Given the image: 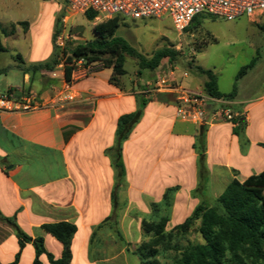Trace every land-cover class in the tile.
I'll use <instances>...</instances> for the list:
<instances>
[{"label": "crops", "instance_id": "1", "mask_svg": "<svg viewBox=\"0 0 264 264\" xmlns=\"http://www.w3.org/2000/svg\"><path fill=\"white\" fill-rule=\"evenodd\" d=\"M45 1H42L43 7ZM60 13L61 8L56 7L44 29V21L41 24L39 19L11 20L7 10L2 11L1 26L4 29L16 26L15 33L6 37L8 45L2 41L6 48L2 54L21 56L24 67L51 61L56 21ZM21 22L29 24L27 31L21 28ZM39 24L43 30L40 34L35 32ZM42 35L44 38L40 41ZM96 64L98 68H104ZM96 64L84 67L82 71L79 64L76 65L72 83L68 85L77 98L67 101L58 97L65 87L64 68L58 70L59 78L52 76L56 69L25 73L20 68L21 64L14 59L10 67L22 73L23 82L19 85L7 84L4 91L24 86L37 92L47 107L26 114L0 111V211L8 218L15 217L27 235L42 237L46 250L56 259L62 255V244L43 231L41 226L61 221L74 223L78 232L72 241V264L88 261L87 248L94 228L112 214L115 173L112 159L106 151L115 145L119 118L137 109L138 92L112 85L109 82L111 69V75L100 82L98 74L94 72ZM4 76L6 79L7 73ZM170 85L174 87L173 91H157L150 99L142 119L123 146L128 182L125 195L130 206L136 207L131 202V193L136 187L141 195L150 199L146 208L159 203L170 188H181L176 198L177 205L181 192L190 194L198 187L197 154L193 145L201 126L176 117L178 91H197L182 84ZM233 103L245 119L244 135L249 145L242 150L240 138L234 134L235 126L231 123L219 122L207 127L206 164L209 179L204 197H207L209 187L214 190V186L221 184L223 190L216 196L219 197L233 180L244 182L264 171V89L243 93L238 86ZM151 163L158 170L157 195L151 188L152 182L146 171ZM136 165L145 167L139 184L133 177ZM179 165L184 168L181 172ZM164 166L171 168L165 181L162 172ZM173 167L177 168L174 174ZM180 180L187 181L188 187ZM13 239L15 245L8 249L7 243ZM28 249H31L33 264L35 250L31 243H27L23 249L20 262ZM18 251L15 230L0 221L2 264L13 262ZM41 260L43 264H49L46 255Z\"/></svg>", "mask_w": 264, "mask_h": 264}, {"label": "rangeland", "instance_id": "2", "mask_svg": "<svg viewBox=\"0 0 264 264\" xmlns=\"http://www.w3.org/2000/svg\"><path fill=\"white\" fill-rule=\"evenodd\" d=\"M43 0H0V13L7 10L11 20L31 21L39 19L44 21V29L47 20L52 17V12L56 7L61 8L59 16L66 13L69 17L65 25L66 34L70 36L67 41L70 44L87 43L96 38L95 27L103 22L101 19L90 21L85 15H73L66 9L64 0H46L44 7ZM200 24H195L183 34L175 30L173 22L169 17L150 18L145 20H121L117 36L125 39L139 53L150 59L154 52L163 48H169L177 53L174 63L164 59L160 67L154 71L145 70L143 75H139L138 60L127 57L125 69L127 74L119 78L120 85L125 90L137 91L136 96H143L150 101L157 94V85L161 77L166 79V84L184 87L206 94L202 91L206 76L203 75L199 67L204 70L213 71L218 78L219 89L224 93H230L235 84L241 87L243 93L248 90L260 91L264 89V25L257 22L255 17H240L234 21H227L222 18H211L200 16ZM40 24L35 32L42 33ZM23 29V27L21 26ZM8 33L11 26L6 29ZM24 30V29H23ZM45 32V31H44ZM9 34L0 33L1 41H6ZM46 38V33L44 34ZM39 38L40 41L44 38ZM17 56L11 53L0 54V67L8 69L7 77L1 76L0 93L7 84L19 85L23 82L22 73L10 67ZM257 59L256 66L247 72L245 76L237 80L240 70ZM63 63V60L60 61ZM101 66L102 63H99ZM59 66V65H58ZM56 67V70L61 68ZM94 67V72L102 82L111 70ZM85 65L79 64L82 71ZM6 75V74H5ZM61 80V79H59ZM164 136V134H163ZM181 165V163H180ZM179 165L181 172L184 168ZM145 167L136 165L134 169V179L136 183L143 179ZM177 168L173 167L172 172ZM147 174L151 179V188L154 193H158L159 176L158 170L153 163L146 167ZM171 168L162 167L163 181L168 179ZM181 176V174H180ZM174 178V175H173ZM181 179V178H180ZM183 181L188 187V182ZM157 183V185H156ZM170 183V182H169ZM157 187V188H156ZM214 190L207 191V197L199 198L188 192H181L176 205L177 194L180 187H176L167 198L159 203H153L148 208L150 199L141 195L138 187L131 193L129 204L125 193L119 192L120 202H126V207L119 215L117 228L123 239L119 238L116 232L105 224L91 236L87 248L88 261L80 264H175L182 254L195 242L203 243V239L198 232L200 221L195 223L192 230L182 232L176 227L188 218L195 207L201 203L202 199L209 205H213L216 197L223 190L221 184L214 186ZM157 189V190H156ZM127 214L124 217V213ZM165 217L168 219L164 233L158 235L155 230L147 231L142 227L145 221L151 225H156ZM8 249L14 247V239L9 240ZM0 264L2 260L0 259ZM20 264H31V249L24 252Z\"/></svg>", "mask_w": 264, "mask_h": 264}, {"label": "trees", "instance_id": "3", "mask_svg": "<svg viewBox=\"0 0 264 264\" xmlns=\"http://www.w3.org/2000/svg\"><path fill=\"white\" fill-rule=\"evenodd\" d=\"M65 14L59 16L56 21L54 34V54L51 61L24 67L21 56L16 59L21 64L20 68L25 72L53 71L60 61L64 63V79L68 84L72 83L73 73L76 70L78 62H82L85 67L92 64L102 63L105 69L112 70V76L109 82L117 88H122L119 78L125 76L127 71L125 63L127 57H133L138 60L139 75H143L145 70L154 71L160 67L164 59L174 63L177 53L169 48H163L154 52L150 59H147L135 48H133L125 39L116 35L120 18L103 21L95 27L96 38L80 44L67 43L63 50L56 46V40L63 30V18ZM90 21L96 19L97 14L89 12L85 15ZM196 17L188 31L195 24L202 21ZM27 31L29 24L21 22L19 24ZM264 28V27H263ZM16 26L12 25L10 34H14ZM0 33L9 34L0 24ZM6 52L0 38V54ZM257 63V59L243 67L237 80L241 79L252 70ZM200 72L207 77L204 84V92L214 98H225L234 100L237 94V84L233 90L224 94L218 87L217 75L211 70H204L199 67ZM8 69L0 68V77L5 75ZM23 90H27L24 86ZM137 109L135 112L122 115L118 120L116 130L115 145L106 151V154L112 159V167L115 173V187L112 193V214L100 225L94 228L92 236L97 230L105 224L116 232L119 238L123 239L121 232L117 228L119 215L126 207V202H120L119 192L125 193L128 188L126 179L127 172L123 159V146L129 139L132 131L142 119L144 110L149 102L143 96H136ZM208 126H201L199 134L196 136L193 145L197 154V173L198 187L193 194L203 198L204 191L207 188L209 174L206 164V132ZM245 119L241 116L236 119L234 134L240 138L242 150L248 145L249 141L244 135ZM264 146V144H263ZM176 188H170L164 194L167 195ZM0 221L11 226L18 238L19 251L13 262L9 264H19L21 254L27 243H31L35 250L33 264H43L41 257L47 256L49 264H72L73 252L72 241L78 232V227L69 221L57 223H47L41 226V229L53 236L62 244L63 252L59 259H56L45 248V242L42 237H31L27 235L17 224L16 218H8L0 211ZM200 221L198 229L203 239V243L195 242L178 259L175 264H264V171L260 174L247 178L244 182L233 180L215 200L213 205H209L205 199L201 200L193 210L192 214L186 220L176 227L177 230L186 232L192 230L195 223ZM168 219L163 217L156 225L147 222L142 223V227L149 231L155 230L158 235L164 233Z\"/></svg>", "mask_w": 264, "mask_h": 264}, {"label": "built area", "instance_id": "4", "mask_svg": "<svg viewBox=\"0 0 264 264\" xmlns=\"http://www.w3.org/2000/svg\"><path fill=\"white\" fill-rule=\"evenodd\" d=\"M66 9L73 15H86L89 12L97 14V19L103 21L120 18L122 20H145L150 18H171L175 30L183 34L198 16L222 18L234 21L240 17H255L264 25V0H64ZM65 13L63 30L58 35L56 46L63 50L70 36L66 34L65 25L68 20ZM77 64H82L78 62ZM64 68V63L58 66ZM54 78H59L58 71L52 72ZM157 91H173L174 87L166 84L161 77L156 83ZM64 88L58 97L74 101L76 93L70 92V87L64 79ZM68 91V93H66ZM176 117L186 123L198 126H210L219 122L236 125V119L243 114L234 108L233 100L214 98L207 94L186 89L178 91L176 99ZM41 96L32 90L11 88L0 93V111L9 113H32L45 109Z\"/></svg>", "mask_w": 264, "mask_h": 264}]
</instances>
